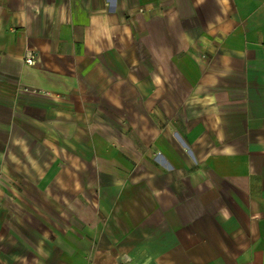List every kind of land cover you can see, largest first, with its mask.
Instances as JSON below:
<instances>
[{
  "label": "crops",
  "instance_id": "obj_1",
  "mask_svg": "<svg viewBox=\"0 0 264 264\" xmlns=\"http://www.w3.org/2000/svg\"><path fill=\"white\" fill-rule=\"evenodd\" d=\"M0 264H264V0H0Z\"/></svg>",
  "mask_w": 264,
  "mask_h": 264
},
{
  "label": "built area",
  "instance_id": "obj_2",
  "mask_svg": "<svg viewBox=\"0 0 264 264\" xmlns=\"http://www.w3.org/2000/svg\"><path fill=\"white\" fill-rule=\"evenodd\" d=\"M23 61L28 65H35L37 63L35 50H33L31 47H28Z\"/></svg>",
  "mask_w": 264,
  "mask_h": 264
}]
</instances>
